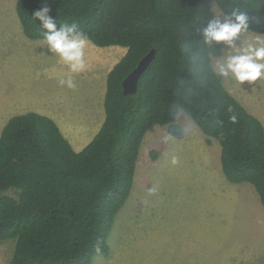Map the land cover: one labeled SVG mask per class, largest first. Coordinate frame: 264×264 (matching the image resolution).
<instances>
[{"label":"trees","instance_id":"1","mask_svg":"<svg viewBox=\"0 0 264 264\" xmlns=\"http://www.w3.org/2000/svg\"><path fill=\"white\" fill-rule=\"evenodd\" d=\"M214 4L224 14L246 11L248 30L264 33V0H49L57 28L75 23L97 46L127 51L107 74L104 120L81 150L38 111L16 114L3 126L0 242H15L9 264H92L96 256L109 257L110 232L133 190L145 134L159 124L184 136L174 105L183 106L208 142L219 141L227 179L253 184L264 205V124L212 72L222 45H204L200 36L215 18ZM43 6L44 0L16 2L29 38L47 31L33 18ZM152 49L156 56L137 91L124 93L123 80Z\"/></svg>","mask_w":264,"mask_h":264},{"label":"rangeland","instance_id":"2","mask_svg":"<svg viewBox=\"0 0 264 264\" xmlns=\"http://www.w3.org/2000/svg\"><path fill=\"white\" fill-rule=\"evenodd\" d=\"M16 2L0 0V133L12 116L38 111L54 115L73 147L81 150L105 117L103 72L127 48L101 47L90 40L86 70L72 74L77 88L60 87L57 81L69 75L67 67L48 52L43 38L25 35ZM223 15L214 4L215 18ZM256 39L264 41V33L248 30L241 35L244 43ZM213 43L223 47L222 55L212 57L214 65L232 50L224 42ZM223 79L227 89L264 124V80L240 86ZM91 110L99 115L93 122V118L83 122V114ZM178 121L183 128L190 125L193 134L170 141L167 127L159 124L145 134L133 190L110 232L112 252L109 257L96 256L92 264H264V205L257 189L250 182L227 179L221 144L215 138L208 142L186 112H180ZM172 156L179 163L173 165ZM188 234L190 244H185ZM196 242L200 246L193 249ZM14 247L12 239L0 242V264L10 263Z\"/></svg>","mask_w":264,"mask_h":264},{"label":"clouds","instance_id":"3","mask_svg":"<svg viewBox=\"0 0 264 264\" xmlns=\"http://www.w3.org/2000/svg\"><path fill=\"white\" fill-rule=\"evenodd\" d=\"M48 4L49 0H44V6L33 13V18L38 19L41 22V28L47 30L43 31V43L48 52L58 57L68 69L69 75L58 79V86L75 90L77 83L72 74H79L86 70L85 50L91 41L75 23L63 24L57 28L50 16L51 8ZM248 29V13L236 8L224 14L222 19L216 17L209 20L207 27L200 30L204 45L210 46L213 42H224L232 50L223 60L215 62L212 72L240 86L245 82L252 85L253 82L264 80V41L256 39L244 43L241 35ZM238 40H241L239 45L236 43ZM194 82L198 87L203 85L202 78ZM182 111H184L182 105L173 106L174 117ZM230 120L236 123V115L230 116ZM182 132L185 136H190L193 134V128L185 125ZM175 139L177 137L169 135L170 141ZM171 163L173 165L179 163L178 157L172 156Z\"/></svg>","mask_w":264,"mask_h":264},{"label":"water","instance_id":"4","mask_svg":"<svg viewBox=\"0 0 264 264\" xmlns=\"http://www.w3.org/2000/svg\"><path fill=\"white\" fill-rule=\"evenodd\" d=\"M155 56L156 50L152 49L148 54L141 58L138 65L122 82L124 93H133L137 91L141 74L146 70Z\"/></svg>","mask_w":264,"mask_h":264},{"label":"crops","instance_id":"5","mask_svg":"<svg viewBox=\"0 0 264 264\" xmlns=\"http://www.w3.org/2000/svg\"><path fill=\"white\" fill-rule=\"evenodd\" d=\"M110 70V69H109ZM109 70H107L106 72L104 71V69H102L101 71H104L103 72V75H104V77L106 76L107 77V74H108V72H109ZM102 79H103V76L101 77V79H100V82H102ZM105 93H106V82H105V87L102 89V94H101V98L103 97H105ZM95 98V97H94ZM100 98V99H101ZM96 99V98H95ZM99 101V100H98ZM103 101H104V99H103ZM104 103V102H103ZM98 104H101V103H99L98 102ZM98 114V112L96 113V111L95 110H91V111H89V112H87L86 114H83V118H82V121L84 122V121H86L88 118H93V120H91V122H93L94 121V119L96 118V115ZM99 115V114H98ZM52 118H54V120H56V118L54 117V115H52ZM103 119V118H102ZM101 119V120H102ZM100 120V119H99ZM103 122V121H102ZM221 164H222V162H221ZM145 193H147L146 191H144ZM253 195V194H252ZM136 214H138V213H136ZM185 244H190V235L188 234L187 236H186V241H185ZM200 246V243L199 242H196L193 246H192V248L194 249L196 246ZM221 248H224V246L223 247H221ZM228 249H230V248H228ZM227 249V250H228ZM226 250V251H227ZM231 251V250H230ZM230 251H227V253H229V255H231V253H230Z\"/></svg>","mask_w":264,"mask_h":264}]
</instances>
